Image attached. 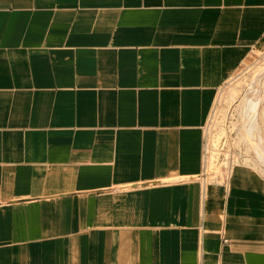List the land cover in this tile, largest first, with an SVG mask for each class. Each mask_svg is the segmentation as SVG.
Segmentation results:
<instances>
[{
  "label": "crops",
  "instance_id": "1",
  "mask_svg": "<svg viewBox=\"0 0 264 264\" xmlns=\"http://www.w3.org/2000/svg\"><path fill=\"white\" fill-rule=\"evenodd\" d=\"M263 40L264 0H0V264H264V180L195 178Z\"/></svg>",
  "mask_w": 264,
  "mask_h": 264
},
{
  "label": "rangeland",
  "instance_id": "2",
  "mask_svg": "<svg viewBox=\"0 0 264 264\" xmlns=\"http://www.w3.org/2000/svg\"><path fill=\"white\" fill-rule=\"evenodd\" d=\"M263 64L264 40L261 41L259 48L249 51L218 91L213 108L201 127L203 136L201 159H204V167L195 178L202 184L227 185V172L238 163L264 180V165L241 135L245 119L243 98L247 83L262 72ZM257 124L261 128L264 148V103L259 107ZM251 200L255 198L245 196V210L252 209ZM259 200L261 206L255 207V210L264 211V197L260 196Z\"/></svg>",
  "mask_w": 264,
  "mask_h": 264
},
{
  "label": "bare ground",
  "instance_id": "3",
  "mask_svg": "<svg viewBox=\"0 0 264 264\" xmlns=\"http://www.w3.org/2000/svg\"><path fill=\"white\" fill-rule=\"evenodd\" d=\"M261 70V69H260ZM264 103V64L262 72L254 76L247 83L246 93L243 98V116L245 117L241 129L242 137L256 153L258 159L264 165V148L261 128L257 124L259 107Z\"/></svg>",
  "mask_w": 264,
  "mask_h": 264
}]
</instances>
